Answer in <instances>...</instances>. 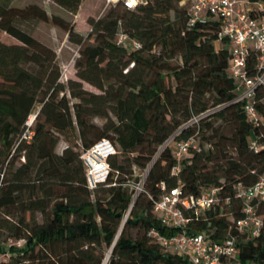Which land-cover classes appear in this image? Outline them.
Segmentation results:
<instances>
[{
    "label": "trees",
    "instance_id": "16d2710c",
    "mask_svg": "<svg viewBox=\"0 0 264 264\" xmlns=\"http://www.w3.org/2000/svg\"><path fill=\"white\" fill-rule=\"evenodd\" d=\"M55 1L76 14L82 0ZM184 1L148 0L135 9L112 4L106 16L89 20L86 39L38 4L17 7L0 0V30L21 42L0 39V264H102L103 244L110 246L108 264H192L149 235L153 227L166 235L178 231L161 224L155 200L179 179L188 193L219 186L222 195L232 197L231 204L194 218L189 232L202 231L215 241L237 232L243 203L235 185H252L264 175V148H249L259 129L247 119L243 102L234 101L231 49L227 39L217 41L220 18L189 24L191 1ZM18 18L66 28L80 44V79L61 82L56 51L17 26ZM121 30L141 47L118 44ZM91 37L95 42L87 41ZM256 56L251 48V65ZM82 80L100 92L86 89ZM39 101L32 128L27 121ZM259 107L264 113V104ZM194 117L199 119L185 126ZM27 129L31 138L24 137ZM62 136L81 150L69 143L58 152ZM191 136L195 146L177 177L172 174L176 144ZM103 137L118 153L110 158L108 179L91 190L82 154ZM258 213L264 219V201ZM130 228L138 230L136 236ZM15 239H25V245L9 246ZM238 246L235 259L264 264V227L257 236L241 233Z\"/></svg>",
    "mask_w": 264,
    "mask_h": 264
},
{
    "label": "built area",
    "instance_id": "2783aa9c",
    "mask_svg": "<svg viewBox=\"0 0 264 264\" xmlns=\"http://www.w3.org/2000/svg\"><path fill=\"white\" fill-rule=\"evenodd\" d=\"M190 1L189 24H194L200 19L206 20L213 15H217L221 20L217 41L227 39L231 49L228 70L235 81L234 101L243 102L247 119L259 129L249 141V148L259 152L264 148V113L259 107L260 104H264V0ZM105 2L109 5L121 3L129 9H135L148 0H105ZM116 41L133 49L141 47L137 39L123 30L117 34ZM251 48L257 52L256 62L253 65L249 61ZM198 119L199 117H194L185 126ZM29 121L28 125L31 126L32 121ZM32 135L33 131L29 129L24 133L26 138H31ZM193 146H195L194 136L177 142L175 148L177 163L172 168L173 175L180 177L181 161L190 154ZM117 153L116 145L108 137L99 139L84 150L82 159L86 167L87 184L91 190L108 179L111 171L110 158ZM145 175L146 173L137 186V191L142 189ZM162 187L165 188L164 183ZM235 196L243 203L242 216L235 221L237 232L229 233L221 241L211 240L202 231L189 232L188 225L194 218L200 217L207 208L221 203L231 204L232 197L222 195L219 186H214L200 195L188 193L179 179L177 186L166 189L155 200V210L160 216L161 224L167 228H176L178 231L166 235L153 227L149 235L160 242L167 251L187 256L192 264H245L235 259L240 251L238 237L246 231L257 236L264 227V219L258 213L259 204L264 201V175L249 186H245L242 182L237 183ZM25 242V239H15L8 245L21 247Z\"/></svg>",
    "mask_w": 264,
    "mask_h": 264
},
{
    "label": "rangeland",
    "instance_id": "374dc122",
    "mask_svg": "<svg viewBox=\"0 0 264 264\" xmlns=\"http://www.w3.org/2000/svg\"><path fill=\"white\" fill-rule=\"evenodd\" d=\"M185 0L184 2H186ZM30 4H38L43 7L51 17L52 15H60L70 22V25L74 28V31L81 34L84 38H88V34L91 31V24L89 20L91 18L98 19L100 17L106 16L108 12L114 8V5H109L105 0H82L79 10L76 14L68 11L64 7L60 6L55 0H11L12 6L17 7H26ZM174 16V13L172 12ZM214 18H217V15H213ZM16 25L20 28L28 31L34 37H36L41 42L50 46L56 51L57 54V63L61 70L60 81L67 85L69 79H80L77 76V67L76 62L80 57V44L70 39L69 32L66 28L55 24L53 21L40 20L37 18H18L15 21ZM0 39L8 44L21 43L16 37L8 34L4 30H0ZM88 42H95L94 37L87 40ZM83 86L91 91L100 92V90L92 85L91 83L82 80ZM70 96V95H69ZM73 100V99H71ZM72 103V102H71ZM41 102H37L32 113L30 114L28 121L31 120L32 128L35 126V119L38 111L40 110ZM27 121V124H28ZM97 124H101L103 119L100 117H95L93 119ZM219 123V122H218ZM225 132H230V127L225 128ZM71 144L72 148L75 150H81L80 145L77 141L68 142L63 136L60 137V140L57 145V151L61 152L62 149L67 145ZM208 145H205L207 147ZM162 149V147H161ZM159 149V150H161ZM158 155V154H157ZM138 173L142 171L138 170ZM137 174V173H136ZM135 176V175H134ZM35 217L39 222L44 220V216L40 211L35 212ZM120 227V226H119ZM122 227L121 230H123ZM136 228H130L129 234L136 236ZM104 249V259L107 253L110 250V246L103 244ZM4 259L8 260L9 255L5 254ZM103 259V261H104ZM102 261V263H103ZM108 264V263H107Z\"/></svg>",
    "mask_w": 264,
    "mask_h": 264
},
{
    "label": "bare ground",
    "instance_id": "6f19581e",
    "mask_svg": "<svg viewBox=\"0 0 264 264\" xmlns=\"http://www.w3.org/2000/svg\"><path fill=\"white\" fill-rule=\"evenodd\" d=\"M29 122H31V120H30ZM110 255H111V251H109V252L107 253V255H106L105 259H104V264H107V263H108L109 258H110Z\"/></svg>",
    "mask_w": 264,
    "mask_h": 264
}]
</instances>
